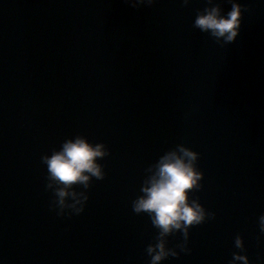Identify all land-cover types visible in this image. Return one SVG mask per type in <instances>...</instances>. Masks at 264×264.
Listing matches in <instances>:
<instances>
[{
    "label": "water",
    "instance_id": "obj_1",
    "mask_svg": "<svg viewBox=\"0 0 264 264\" xmlns=\"http://www.w3.org/2000/svg\"><path fill=\"white\" fill-rule=\"evenodd\" d=\"M239 2L223 44L193 26L208 0H0V264H148L159 229L132 201L181 144L203 173L190 198L214 216L188 252L165 237L179 255L159 264H264V0ZM76 135L105 144V175L73 185L81 213L57 215L41 156Z\"/></svg>",
    "mask_w": 264,
    "mask_h": 264
},
{
    "label": "clouds",
    "instance_id": "obj_2",
    "mask_svg": "<svg viewBox=\"0 0 264 264\" xmlns=\"http://www.w3.org/2000/svg\"><path fill=\"white\" fill-rule=\"evenodd\" d=\"M132 7L152 5L154 0H128ZM190 0H182L187 5ZM231 7L222 14L218 4L198 10L193 26L201 32L208 33L217 42L233 43L241 29L242 5L239 0H228ZM108 155V149L103 142H90L82 135L67 138L59 149H53L51 154L41 156V162L46 165V190L53 184L57 187L54 192V201L50 207L56 210L57 215L79 214L83 211L88 200L86 193L71 191L73 185L89 186L92 177L103 179V166L98 162ZM199 153L183 144L177 149H171L161 155L158 161L149 169L151 175L144 179L140 192L132 201L135 213H146L152 225L159 229L154 243H149L146 253L150 257L148 264H159L169 256L176 257L179 253L173 247H166L165 237L177 231L182 233L183 242L177 247L181 251H190L187 248L189 228L211 218L214 213L208 211L199 202L198 198H190V193L199 190L203 173L197 167ZM74 197L72 203L67 197ZM66 209L69 210L66 213ZM260 232L264 233V213L259 216ZM237 249H243V240L237 235L234 240ZM250 264L248 256L242 252H233L229 264Z\"/></svg>",
    "mask_w": 264,
    "mask_h": 264
}]
</instances>
